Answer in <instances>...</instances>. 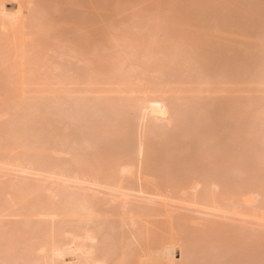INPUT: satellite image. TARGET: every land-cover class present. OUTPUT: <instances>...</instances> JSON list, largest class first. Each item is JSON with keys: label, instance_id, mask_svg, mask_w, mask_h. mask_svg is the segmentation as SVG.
<instances>
[{"label": "bare ground", "instance_id": "1", "mask_svg": "<svg viewBox=\"0 0 264 264\" xmlns=\"http://www.w3.org/2000/svg\"><path fill=\"white\" fill-rule=\"evenodd\" d=\"M0 264H264V0H0Z\"/></svg>", "mask_w": 264, "mask_h": 264}, {"label": "rangeland", "instance_id": "2", "mask_svg": "<svg viewBox=\"0 0 264 264\" xmlns=\"http://www.w3.org/2000/svg\"><path fill=\"white\" fill-rule=\"evenodd\" d=\"M240 118L242 119L241 116H240ZM241 119H239V120H241ZM242 120H243V119H242ZM242 120H241V122L237 121V124H241V125H242ZM239 126H240V125H239ZM199 219H201V218H199ZM210 219H211V218H210ZM205 221H206V222L209 221V218H207V219H206V218H205V219L203 218V219H201L199 222L196 220V221H195V224H194V223H193V224L196 225L195 228L198 226L197 229H199L200 227H203L204 224H206ZM200 222H202V223H200ZM200 224H201V225H200Z\"/></svg>", "mask_w": 264, "mask_h": 264}]
</instances>
